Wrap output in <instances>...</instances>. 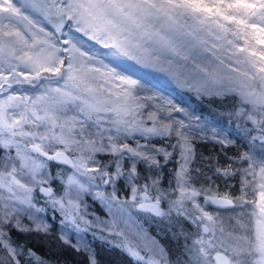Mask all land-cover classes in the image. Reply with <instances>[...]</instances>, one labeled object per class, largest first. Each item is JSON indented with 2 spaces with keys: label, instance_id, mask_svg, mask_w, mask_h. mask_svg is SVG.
<instances>
[{
  "label": "snow or ice",
  "instance_id": "6c2138e0",
  "mask_svg": "<svg viewBox=\"0 0 264 264\" xmlns=\"http://www.w3.org/2000/svg\"><path fill=\"white\" fill-rule=\"evenodd\" d=\"M141 68L165 71L198 96H233L238 105L234 114L264 133V0H0V248L12 264H20L23 247L11 242L6 226L20 232L48 230L41 223L35 229L22 226V216L35 221V214L44 211L36 207L34 193L38 190L54 207L59 205L79 231L80 194L98 175L104 184L126 176L129 207L158 217L174 210L178 217L198 222L202 234L188 249L190 264H264V153L258 160L248 153L239 157L248 162L244 172L261 181L254 227L249 230L237 220L245 234L225 233L197 202L200 191L188 186L186 165L195 129L173 115H187V110L170 101L146 103L156 97L141 95L147 89L142 78H134ZM173 135L185 163L176 173L178 198L169 201L165 212L160 207L163 194L152 196L150 185L134 181L137 162L159 166L156 156L162 153L167 161L171 154L117 141ZM259 139L264 143V135ZM104 152L119 157L113 174L89 166L97 163L96 153ZM125 158L132 161L126 172ZM48 161L74 169L60 199L42 186ZM157 184L154 179L151 187ZM108 199L116 202L115 230L117 220L129 214V202L119 201L115 191ZM204 204L235 206L227 195H206ZM115 234L124 237L123 230ZM125 241L122 247L138 262L167 264L163 247L154 241L143 246L147 258L140 245ZM28 253L36 256L31 249ZM89 264H97L93 256Z\"/></svg>",
  "mask_w": 264,
  "mask_h": 264
},
{
  "label": "trees",
  "instance_id": "16d2710c",
  "mask_svg": "<svg viewBox=\"0 0 264 264\" xmlns=\"http://www.w3.org/2000/svg\"><path fill=\"white\" fill-rule=\"evenodd\" d=\"M156 79H159L156 77ZM170 86L176 94V98L180 101L190 102L192 110L191 114H195L200 118H207L219 123L221 126H226L228 123L233 124V113L238 105L235 103V98L231 95L224 98L198 96L194 91L186 87ZM27 88V86H25ZM252 135L260 133L253 127ZM232 137L231 143H221L218 140L207 138L198 132L190 133V142L192 145V154L187 162L189 183L200 191L199 201L203 202V196L206 194L227 195L235 201V206L231 209H214L206 208L218 214L227 229H237V220L234 212L239 207V202L242 200H252L250 193L251 183L244 184L246 173L244 169L248 168V162L242 161L239 157L247 153L250 148L248 138L251 134L241 135L230 132ZM264 134V133H262ZM118 143H128L132 147H136L137 143L147 144L149 148L164 149L170 153L167 161L161 153L156 156L159 161V166H149L146 162H137V178L134 181L136 185L143 184L152 185V180H158V185L165 193H172L176 189V173L179 170L180 164L183 162L182 149L177 143V138H150L144 140L139 136L128 138L127 140H119ZM54 150V149H53ZM52 150V151H53ZM0 155H3L0 150ZM119 157H114L111 154L96 153L94 160L97 163L91 164L92 167L100 168L113 174L115 168V160ZM124 171L130 167L131 162L125 158ZM50 165V182L54 185L55 190L60 189L64 171L69 169L61 164L48 162ZM107 166V167H105ZM56 170V171H55ZM225 172L228 174L225 175ZM126 176H121L115 180L116 183L123 186V181ZM152 188V187H151ZM191 208V206H188ZM99 212L103 209L98 208ZM152 219H142L144 226L163 246L167 257V264H190L191 253L189 247L193 245L202 229L197 223H193L191 218L177 216L173 211L171 215L158 217L151 213ZM59 217L58 213L54 216L51 213L46 214L49 221L47 232L31 231L20 232L13 227L8 229L7 235L10 236L11 242L14 245L22 246L23 251L17 257L20 264H39L36 257L44 261V264H89V257L93 256L97 264H143L138 262L135 257L131 256L123 247L112 243L104 237L92 235L87 232L84 245H78L74 241L65 243L61 239V231L57 227ZM242 219V218H240ZM85 245L91 250H85ZM79 248V251L77 250ZM31 249L36 256H30L28 250ZM2 252L3 250L0 249ZM12 264V262H10Z\"/></svg>",
  "mask_w": 264,
  "mask_h": 264
},
{
  "label": "rangeland",
  "instance_id": "374dc122",
  "mask_svg": "<svg viewBox=\"0 0 264 264\" xmlns=\"http://www.w3.org/2000/svg\"><path fill=\"white\" fill-rule=\"evenodd\" d=\"M83 39L87 41L88 38L83 37ZM89 43L94 44L95 42L89 41ZM96 46L99 47V45ZM156 77H158L159 79H156ZM134 78H142V82L144 83L147 89V91L145 93H141V95H149L156 97L155 100L146 101V103L154 105V104H165L168 101H170L173 105H177L186 109L187 115H185L184 113H173V115L178 119L184 120L186 124H191L192 128L195 129V131L193 132H198L199 134H202L203 136H206L207 138L210 139L225 141V142L232 141V137L230 136L231 131H234L235 133L241 135H245V134L247 135L253 132L252 129L254 126L250 121H247L243 117L238 118L234 114L236 109L234 110V112H232L233 124L228 123V125L224 127L219 125V123L216 124L214 121L209 120L207 118L198 117L199 119L197 120L196 119L197 116L195 114H191L189 111V109L192 110L191 103L187 101L185 102L180 101L183 99L178 100L176 98V94L174 93L175 91L170 86L168 87L167 84H172L175 86L177 85L179 86L177 87L179 89L180 87L182 88L183 86L177 83L176 80L165 71H161L158 68H141L138 75ZM147 80L158 83L162 87L159 88L157 86H154L151 83H149ZM181 90H183V88ZM148 111H155V108H149ZM69 115H71V113H69ZM146 115H147V111L145 112V117ZM197 125H199L200 127H197ZM213 129H215V132H213ZM246 129L249 131H246ZM261 135L264 134L262 133H258L254 135L251 134V136L248 138L250 143V148L249 151H247V153L252 155L257 160L260 159L262 153H264V143H262L261 140L259 139ZM252 137H257V139L253 141ZM55 150L56 149H54L53 151ZM71 155H75V154H71ZM129 161L132 163L131 160ZM184 163L185 161L183 159V162L180 164V166ZM47 165L48 166L46 169V174L44 176V179L47 181V183L44 185L48 186L53 190V197H52L53 199H60L62 196H64L65 193L67 177L74 171V169L69 168L64 171V178L62 179L60 189L57 191L55 190L54 185H52L50 182V165L48 162ZM122 165H123L122 171H124V166H125L124 161H122ZM89 166L92 167L91 164ZM115 170L116 169L114 168L113 173H115ZM258 171L259 169L257 166L256 172L258 173ZM103 179H107V177H104ZM116 179L117 178H114L112 182L108 184H104L102 182V179L98 175L97 179L93 182L92 186L87 191L82 192L80 194L79 216L83 217V219L77 220V223L79 224L80 227L79 231L71 223L70 220L65 219L64 214L60 211L59 205L54 207L53 204L51 203V199L45 194L40 193L38 190L34 193L35 196L34 203L36 204L37 208H43L44 211L35 214L36 216L35 221L29 220L26 215L22 216L21 217L22 226H27L29 228L35 229L37 223H41V224H47L49 227L50 224L46 218V214L51 213L54 216L55 213H58L59 217L57 218L58 220L57 227L61 231V235L62 237H64V240L74 241L78 245H84L85 244L84 237L86 236V233L89 232L92 235L104 237L109 241H111L112 243L122 247V244L126 242L125 237H127L128 240H131L135 244L140 245V248L138 250H140L141 255H145L147 258V254L143 247L144 245L150 246L154 241L156 244L162 246L157 241V239L150 233L147 227L144 226L142 220L140 219V218L152 219V217L149 214L145 213L144 211H140L134 207H129V205L131 204V195H132L131 186L128 184L127 179L125 180L123 179L124 180L122 183L123 186L116 183L115 182ZM246 179L248 180V183L249 182L251 183L250 193H252L251 195L252 200L241 199V201L239 202V207L234 212V214L236 215L235 216L236 220H239L241 224L247 225L248 229L251 230L254 227L255 220L257 218L255 214L258 213L259 211L257 207V201L259 200V192L261 191L259 187L261 181L259 180L258 175L254 177L253 175L246 174ZM188 186L193 187L189 182H188ZM176 189H177V184H176ZM113 191H115L119 201L127 200L129 202L128 204L125 205V207H129V214L123 217L122 219L117 220V228L115 230H111V224L114 219V214H115L114 205L116 202L112 201L110 203L108 199L112 195ZM97 193H100L101 195H97ZM158 193L163 194L160 207L165 212H168L170 207L169 201L176 200L178 198V191H174L172 193H165L164 191H162V189L159 187L158 184L152 188L150 186L149 188L150 195L155 196ZM198 197H197V202L200 203L202 206H204L205 210L213 214V216L216 218L218 228L220 226L224 227L225 233L230 231H235L237 234H245L244 230L241 229L238 224H237L238 225L237 229L236 228L232 230L227 229L223 225L220 216L214 212L209 211L206 208L204 202L199 201ZM188 206L191 205L188 204ZM97 207L103 209V211L99 212L97 210ZM125 220L127 221V223L124 222ZM10 227L11 226H6L4 228L6 234ZM200 229L202 228L200 227ZM120 230H123L124 237L117 236L115 234L116 231H120ZM137 234H139V236H137ZM201 234L202 233H200V235ZM248 234H250V232ZM216 235L219 237L221 234L219 233V231H217ZM0 249L3 250L2 252L0 251V264H11L10 258L6 253V251L3 248ZM165 259L167 262L166 253H165Z\"/></svg>",
  "mask_w": 264,
  "mask_h": 264
},
{
  "label": "water",
  "instance_id": "95a60500",
  "mask_svg": "<svg viewBox=\"0 0 264 264\" xmlns=\"http://www.w3.org/2000/svg\"><path fill=\"white\" fill-rule=\"evenodd\" d=\"M149 83H151L152 85H154V86H157V87H159V88H161L162 86L161 85H159L158 83H155V82H152V81H150V80H147ZM54 152V151H53ZM50 154H52V152H50ZM70 155V158H71V154H69ZM48 162H51V163H56V164H61V165H63V166H65V167H67V168H72L71 167V165H69V164H63L62 162H58V161H48ZM43 187H48V186H46V185H42ZM52 192H53V190H52ZM44 194V193H43ZM206 195H216V194H206ZM206 195H204V197H203V202H204V198H205V196ZM216 196H224V195H216ZM228 198H230V199H232L233 200V198H231V197H229L228 196ZM234 201V200H233ZM234 204H235V201H234ZM205 206H207V207H210V208H214V209H231V208H233V206H229V207H227V208H222V207H219V206H217V205H213V204H207V205H205Z\"/></svg>",
  "mask_w": 264,
  "mask_h": 264
}]
</instances>
